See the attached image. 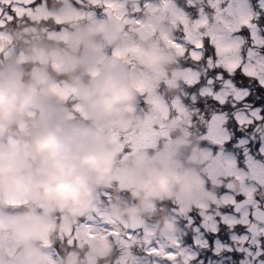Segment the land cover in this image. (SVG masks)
<instances>
[{
  "label": "clouds",
  "instance_id": "9594fccd",
  "mask_svg": "<svg viewBox=\"0 0 264 264\" xmlns=\"http://www.w3.org/2000/svg\"><path fill=\"white\" fill-rule=\"evenodd\" d=\"M58 2L67 8L68 0ZM66 30L67 42L43 33L15 38V50L0 57V264H48L45 242L56 243L60 219L97 208L121 222L145 223L162 240L174 238L180 229L157 205L204 193L195 140L177 134L142 157L122 154L109 140V130L141 120L136 90L124 67L111 64V50L137 49L133 59L146 90L178 70L173 51L107 18ZM57 83L75 90L87 119L70 118V106L49 91ZM166 91L179 89L166 85ZM105 190H111L110 201H102ZM87 255L86 248L61 246L54 264H88Z\"/></svg>",
  "mask_w": 264,
  "mask_h": 264
},
{
  "label": "snow or ice",
  "instance_id": "6c2138e0",
  "mask_svg": "<svg viewBox=\"0 0 264 264\" xmlns=\"http://www.w3.org/2000/svg\"><path fill=\"white\" fill-rule=\"evenodd\" d=\"M128 3L129 0H74V8L54 13L48 10L47 0H0V55H7L5 38L11 37L13 25L39 28L50 38H63L65 24L98 21L96 12L99 10L118 29H139L158 43L170 47L177 59L186 58L197 64L205 58L207 44V51L215 57L212 54L207 56L209 68H221L229 77L237 73L248 76L256 80L260 89L264 90V56L259 52L260 48H264V6L260 11H254L247 0H207L208 7L212 10L211 16H205L201 10L200 17L192 20L179 11L171 0H145L142 5L132 0L131 9L127 7ZM157 23L165 26L158 30ZM49 24L55 25V28H49ZM136 51L134 47L114 48L110 53V62L124 67L125 75L137 95L144 98L147 108L138 125L126 124L119 129L109 130L108 135L110 142L116 144L122 154L142 157L145 150L154 147L158 139L167 138L170 130L177 124L183 123L190 127L191 121L178 98L164 101L154 90L145 89V76L133 59ZM97 74L96 69L90 73L92 76ZM184 77V83L188 86L199 82V72L194 68L184 69ZM215 79L224 81V76L217 74ZM212 83L211 79L208 80V84ZM230 84V80L224 81L225 87ZM49 91L70 106V118L77 115L88 118L84 109L74 101V89L57 83L50 86ZM202 94L213 96L220 104L226 103L229 98L223 92L219 95L211 91ZM235 119L237 124L251 122L241 116ZM215 176L218 185H223L228 190L226 195L213 196L209 201L197 200L187 206L177 205L172 209L173 215L182 216L187 224H191L192 214L197 213L205 230H211L213 234L221 224L232 227L237 223H252L254 217L243 222L239 217L235 220L230 218L233 213L241 211L243 202L236 199L237 195H243L246 200L253 199V190L245 189L250 177L234 170L231 163L218 169ZM208 179L213 180L211 177ZM251 179L264 188V175L252 176ZM102 197L104 200H111L107 192L102 193ZM9 203L16 207L22 202ZM63 223L67 230L61 233L62 243L71 246L83 234L103 237L117 245L120 264H190L193 259L182 249L178 240L157 238L146 224L136 221L121 222L101 208L87 215L64 219ZM8 251L9 255H14L13 250ZM48 264H51L50 259Z\"/></svg>",
  "mask_w": 264,
  "mask_h": 264
},
{
  "label": "rangeland",
  "instance_id": "374dc122",
  "mask_svg": "<svg viewBox=\"0 0 264 264\" xmlns=\"http://www.w3.org/2000/svg\"><path fill=\"white\" fill-rule=\"evenodd\" d=\"M171 2L179 11L184 12L192 20L198 19L200 17L201 10H203V14L205 16L210 17L212 14L211 8L208 7L207 0H171ZM247 2L250 4L251 9L254 11H260V8L262 6H264V0H247ZM190 4L192 6H189ZM132 6H133L132 3H128V5H127V7L129 9H131ZM99 14L100 13H98V10H97L96 19L102 20L103 17ZM262 19H264V16H262ZM84 22H87V21H84ZM74 25H76V24H74ZM18 28L21 30L22 34L28 35V36L31 35V28L30 27H26L24 25H19ZM131 29L139 31L141 33V35H143L147 38H150L143 31H141L139 29H136V28H131ZM244 31L247 32V29H245ZM66 33L69 37L67 30H66ZM165 47H167V46H165ZM167 48L171 50L170 47H167ZM206 48H208L207 44H206ZM10 49L14 50L13 46H6L7 55L9 54ZM259 52L262 56H264V48H260ZM17 55L19 56L20 62L24 63L25 58H24L23 52H18ZM174 55H175V61H176L177 56L175 53H174ZM6 56H4V57H6ZM213 58H215L214 54H213ZM197 65H198V63H197ZM257 68L259 70L258 65H257ZM204 69H205L204 66H200L199 68L197 67L196 70L199 72V75H200V74H203ZM216 70L218 72L217 74H222L224 76V78H226V80H224V81L230 80L233 83V84L231 83L230 85L225 87L224 81H222V85H221L222 88L218 93H216L217 95H219L220 92H223L225 94V96H227V94H230V93L232 94L234 88L237 85L243 84L244 78H248V79L252 80L255 83V85L257 87H259V84L257 83V81L248 77V76H241L240 73H237L234 76L229 77L228 74L223 71V69L216 68ZM217 74L215 75V77L217 76ZM215 77L212 79L213 83L209 84V86L213 90L218 91L220 89L221 81L216 80ZM184 78H185L184 77V69H181V70H177V71L173 72L171 74V76H169V77H166V74H164L162 76V81L164 80L167 84H174L175 81H177L176 79H182L184 81ZM206 91H210L208 87H204L202 90V93H206ZM154 92L161 100L168 101L164 97L165 96V95H163L164 93L162 94V92H158L157 88L154 90ZM235 92L236 93H234V94L237 96L236 98H238V99H240L244 95L243 92H239V91L238 92L235 91ZM139 97H141V96H139ZM258 97L261 99H264L263 93L260 92L258 94ZM180 104L184 108L185 114L188 117V119L191 121V124L198 122V121H200V119L202 117H205L204 114H199L197 111H194V112L187 111V108H185L183 106L184 104H182V103H180ZM146 108L147 107L144 105L142 110H146ZM141 114H142V112L139 113L140 116H142ZM235 116L236 117L237 116L244 117L248 121H253L255 118H259V114H258L256 109L255 110H248L246 112L241 110L239 112H236ZM204 123L205 122L202 121L201 125H203ZM245 124H248V123H244L243 125H245ZM220 125H221V127H220ZM236 125H237V128H235V129L238 131H241V128H242L241 125L242 124H237V122H236ZM224 126H225V118L215 115L213 117V121L210 122L209 125H207L208 130L205 132H200L198 134L199 140L208 141L207 147L209 148V149L208 148H201L200 151H197L198 155H199L198 156V163L200 165V170H201V182L203 184L204 178L208 179V177H211L213 180L208 179V184L211 186V188L215 189L219 183L215 179L216 178L215 174H216L217 170L221 169L225 164L231 163L234 166V170L241 172V173H245L250 177L249 180L245 184V189L246 190L252 189L253 195L258 193L259 194V201L262 200V203L264 206V188H261L258 184H256L251 179L252 176L264 175V162H263L264 159H261V160H259V159L254 160L253 159L254 160L253 162L251 159H247V162L245 161V163H244V165L246 167V169H245L246 171H245L239 162V153H238V150H236L237 145L235 143L233 145H228L227 143H224V141L227 140V138H228V133L225 131ZM190 127L185 126L183 123L177 124L175 127H173L170 130L168 137L164 141V144L171 143V141L175 138V136L177 134H183L185 136V138H187L186 135H187L188 129H190ZM256 132H257L256 136L258 137V139L260 141L259 142V146H260L259 153L262 154V153H264V125H261V127L258 126ZM163 139H165V138H161V140H163ZM159 140L160 139H158L157 142ZM246 142H247L246 139H244L242 141V143H246ZM159 146H163V145H159ZM154 147H157L156 144ZM154 147H150L151 149L148 148V150H145V153L152 151ZM211 151H212V153H211ZM262 156H264V154H262ZM105 192L109 193L110 196L112 197L111 190H106L103 193H105ZM226 194L227 193H225V192L220 194V193L215 192V191H209L208 189H206L204 187V193L201 197L194 199V200H190V201H179V202H176V204L187 206L189 203L197 201V200L209 201L213 198V196H224ZM101 198H102V201H104V202L107 201V200L103 199L102 194H101ZM157 207L158 208L159 207L165 208L167 206H165L164 204L163 205L160 204V205H157ZM149 208L154 210V211L157 210L156 208H154L151 205H149ZM169 216L172 219L173 223H175L177 225V227L180 229V231L176 237L171 238V239H167L166 241L178 240L180 242V244L182 245V249L185 250L186 253L189 256L193 257V259H194L196 257V255L194 254V251H199L200 246L207 245L204 240H205V238L208 239V237L206 235H204L200 230L197 232V230H198L197 226L192 225V223L191 224L186 223V225H191L190 228L192 230L191 231L192 235L189 237V240L187 241V243H185L184 242L185 241V231L182 230V229H186L185 224L180 222L177 217H175L173 215H169ZM237 217H239V220L241 222L247 221L249 219V218L247 219L246 212H241V213L239 212L236 215L232 214V216L230 218L235 220ZM63 220H64V218H61L59 222L61 223L63 232H65L67 229L63 223ZM238 225H239V227H241L243 225V229H244V226H245L244 223H237V224H235V226H232V227H229V226H226L223 224L220 226L229 227V229L224 227L223 229H225V230H234L236 228V226H238ZM220 226L217 228L216 232L219 231V229L221 228ZM261 229H264V225L263 226L261 225L259 234L253 240L254 241L253 245L255 247L254 250H256V252H258V254H261V252L262 253L264 252V250L262 248V244H264V232H261ZM150 231L156 236V234L153 230L150 229ZM209 232H212V231L209 230ZM58 235H60V234L58 233ZM224 235L227 236L226 240H219V239L213 240V242L211 243L212 248H210V250H209V252H210L209 256H211V257L216 256L219 259H222L223 258V255H222L223 251L222 250H228L229 251L232 248H233L232 250H234V247H236V246H242L243 247L242 249L246 250L244 245H245V241L247 239V234L244 232V230H243V234H240V235H239V233H237V231H236V233L233 231L232 232L225 231ZM77 240H79L80 244L84 243L83 248L87 249L88 264H98L100 262V259L104 258L106 253L112 247V243L106 241V239L103 237H95V236H89L88 234H83ZM209 246H210V243H209ZM116 247H117V245H116ZM193 259H191V261ZM116 260H114L113 262H115ZM119 262H120V259H119ZM100 264H112V262H110V261L105 262L104 261ZM260 264H264V261L262 259H261Z\"/></svg>",
  "mask_w": 264,
  "mask_h": 264
},
{
  "label": "trees",
  "instance_id": "16d2710c",
  "mask_svg": "<svg viewBox=\"0 0 264 264\" xmlns=\"http://www.w3.org/2000/svg\"><path fill=\"white\" fill-rule=\"evenodd\" d=\"M181 67V66H180ZM179 81V82H178ZM176 81L173 85L167 86L172 88L176 87L179 89V91L172 93L166 91V86L161 83V87L164 88V95L165 98L170 101L174 97L179 99V102L184 104L183 106L187 108L188 111L192 110H198L197 112L199 114H204L205 119L207 122H210V117L214 114L222 115L225 118V127L227 130H231L233 132L232 138H236L237 136L240 137L243 133V131H238L235 128H237L236 122H235V117L234 113L235 111L239 109H243L244 102H247L251 104L252 106H257L260 105L261 102H259V97L258 94L261 91V89L257 88L251 84L252 87H250L249 80L247 78L243 79V85L247 87V94L245 99L242 101L238 102L235 107H233L232 103L229 100H227L226 103L220 104L217 102V100L207 94H202V88L207 86V81L204 78H200L198 83L193 84L192 86H188L187 84L184 83L182 80ZM254 88L256 90H254ZM213 92H217L212 89ZM230 95V94H228ZM264 96V93H263ZM229 99V98H228ZM264 108V107H262ZM262 119L260 120L261 123H264V110H260ZM200 124L199 121L195 122L193 126L190 127V135L188 139H193L196 142V139L198 138V134L202 132L200 130ZM203 142L198 141L196 142V145H201ZM160 204V203H159ZM158 204V205H159Z\"/></svg>",
  "mask_w": 264,
  "mask_h": 264
},
{
  "label": "flooded vegetation",
  "instance_id": "af4514ba",
  "mask_svg": "<svg viewBox=\"0 0 264 264\" xmlns=\"http://www.w3.org/2000/svg\"><path fill=\"white\" fill-rule=\"evenodd\" d=\"M69 7H73V8L75 7L74 0H68V4H67L66 9H68ZM47 8L49 11L54 12V13H61L63 10H65L62 8V5L58 2V0H47ZM82 22H84V21H82ZM74 24H78V23L65 24V36L63 38H56V37L50 38L46 32L42 31L39 28H36V29L31 28L30 37H34V36H37V35L43 33L47 36V38L49 40H57L60 42H67L68 41V35L66 33V26L67 25H74ZM18 27L19 26H17V25L12 26L11 37L5 38L6 39L5 48H6V46H11L14 44V40L16 38V35L19 34V28ZM48 27L49 28H55V25L49 24ZM8 42H11V43H8ZM53 68L55 69V68H57V66L53 65ZM60 225H61V223H60ZM62 232H63V229H62V226H60V230H59L60 235H58L56 243L49 244L47 241H46L47 243L45 242V246L48 248H51V256L49 257V259L51 260V264H54L55 257L58 254H61V246L67 247V248H79L80 247L79 246L80 245L79 240H75V242L71 246H68L67 244L62 243L60 241V236H61ZM196 253H198V255L203 254L201 252H196ZM226 259L227 260L222 261V264H228V263L229 264H260V255L258 254V252L252 251V250L241 251L240 253H238V256H235V257L234 256H227ZM190 264H216V261H214L212 257L200 256L197 258L195 257V260L191 261Z\"/></svg>",
  "mask_w": 264,
  "mask_h": 264
},
{
  "label": "water",
  "instance_id": "95a60500",
  "mask_svg": "<svg viewBox=\"0 0 264 264\" xmlns=\"http://www.w3.org/2000/svg\"><path fill=\"white\" fill-rule=\"evenodd\" d=\"M129 1H132V0H129ZM137 1V0H136ZM206 67L208 69H212V68H209L208 65H207V58H206ZM226 188V187H225ZM242 201V206H247V205H250L252 203V200H246V199H243V200H240ZM171 212H172V209H171ZM251 216L254 217L255 221L256 222H264V211L261 210V209H254L252 212H251ZM182 217V216H180ZM183 218V217H182ZM200 226L205 230V225L202 223V221L200 222ZM247 232H249V234L251 235L250 236V241H252V239L258 234V231H257V225L256 224H251L248 226V228L246 229Z\"/></svg>",
  "mask_w": 264,
  "mask_h": 264
}]
</instances>
